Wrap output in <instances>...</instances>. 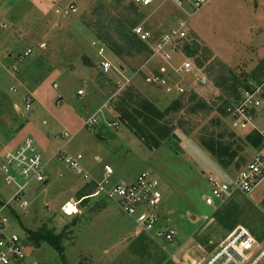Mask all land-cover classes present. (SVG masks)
<instances>
[{"label":"rangeland","instance_id":"obj_1","mask_svg":"<svg viewBox=\"0 0 264 264\" xmlns=\"http://www.w3.org/2000/svg\"><path fill=\"white\" fill-rule=\"evenodd\" d=\"M73 3L76 12L70 9ZM131 3L0 0V201H9L17 191L14 183L7 184L1 169L6 151L31 137L48 162L49 181H32L26 189L29 205L21 209L12 203L18 216L3 213L10 219L6 231L17 232L24 241L27 257L21 264H178L185 258L210 255L230 233V224L264 240V182L249 195L235 192L218 209L205 202L211 194L207 175L232 182L257 150L239 141L240 167L233 163L224 168L202 144V137L212 135L234 140L229 135L231 120L219 107L226 104L227 108L249 81L264 77V0H211L200 9L190 19L182 42L192 46L193 56L183 49L172 61L180 64L186 56L194 70L179 74L168 67L173 91L147 80L158 65L166 63L160 59L147 63L146 49L124 55L134 68L129 73L105 45L106 56L116 68L102 73L98 49L103 38L122 43L117 32L120 19L138 18L137 24H143L156 40L180 18L173 4L156 12L138 7L139 17L131 11ZM28 49L31 52L25 55ZM86 55L99 66L89 64ZM178 85L185 89L187 101L181 111L167 116L175 121L177 136L151 150L122 123L111 104L120 87L134 86L165 110L182 95ZM191 93L204 107H194ZM29 97L33 101L27 109ZM91 117L97 120L88 128ZM236 134L242 137L243 132ZM62 149L82 155L90 178L55 155ZM108 166L114 170L109 176ZM143 172L160 181L162 223L177 232L171 242L151 239V255L144 258L133 252L137 236L133 221L114 202L102 196H90L83 203L78 199V192L93 180L107 177L110 186L132 183ZM72 199L80 201L77 211L66 215L62 208ZM227 203L234 214L223 218L219 209ZM45 225L64 234V256L47 242L37 244L30 237V231Z\"/></svg>","mask_w":264,"mask_h":264},{"label":"built area","instance_id":"obj_2","mask_svg":"<svg viewBox=\"0 0 264 264\" xmlns=\"http://www.w3.org/2000/svg\"><path fill=\"white\" fill-rule=\"evenodd\" d=\"M132 1L141 8H150L155 12L166 4H173L178 9L180 16L178 22L168 27L156 40L143 24H137L133 28L134 33L151 48L147 63L154 59H160L166 63V65H158V72L150 73L147 80L171 90L168 67L179 74H190L194 70L193 63L186 56L180 64L176 65L172 61L175 54L183 53L184 44L182 45V42L187 37L190 19L211 0ZM70 9L77 11L74 3L70 5ZM30 52L31 49H28L25 55ZM107 53V47L103 44L98 54L102 57L100 68L104 73H109L116 68L112 60L106 56ZM247 85L228 108L231 128L236 131L255 133L259 137L260 147L256 149L257 152L251 160L238 171L234 181L228 182L213 175H207L211 194L206 197L205 202L217 209L226 203L235 192L239 191L249 195L264 182V125L259 124L264 123V78L249 81ZM122 89L123 87L119 88V90ZM177 90L179 93L185 91L180 85ZM78 93L84 94V90H79ZM25 100L26 107L29 109L33 98L29 97ZM96 120V117L89 118L86 121V127L92 128ZM55 155L78 174H84L85 177L90 178L81 163L83 158L81 154L72 155L62 149ZM47 166L48 162L45 161L35 140L31 137L26 138L19 148L6 151L2 158L1 169L5 180L7 184L14 183L17 191L9 201L0 205V264H21L27 257L22 237L17 232L6 231L5 226L10 219L3 213L7 211L18 216L17 208L13 207L12 203L17 204L21 209L29 205L24 198L26 189L32 181L38 183L49 181ZM105 172L109 176L114 173V170L108 166ZM93 181L98 186L94 195L104 193L109 200L114 202L133 221L137 236L146 234L155 242H161L160 238L169 242L175 239L177 233L175 228L170 225L166 226L168 223H162L163 193L160 189V181L151 172H143L132 183L122 181L113 186L108 184L107 177L102 181ZM79 202L74 199L67 202L62 208L63 212L66 215H73L77 211ZM70 203L75 207H70ZM178 264H264V240L257 239L247 228L239 225L207 257L185 258Z\"/></svg>","mask_w":264,"mask_h":264},{"label":"trees","instance_id":"obj_3","mask_svg":"<svg viewBox=\"0 0 264 264\" xmlns=\"http://www.w3.org/2000/svg\"><path fill=\"white\" fill-rule=\"evenodd\" d=\"M131 2V11L134 15H138L139 17H141V13L138 12L139 6L136 5L132 0ZM138 22V18L132 20L129 18L119 20L117 25V32L122 43H120L119 41H113L111 37L110 39L103 38V41H101L103 44L108 45L110 51H112L117 57L120 62L121 68L128 69V72L130 71L129 73H132L134 71V68H131L129 65H127L128 63L124 59L125 54L129 55L132 52L134 54L137 51L146 49V51L149 52L148 56L151 55V48L147 43L143 42L133 31V28L137 25ZM183 49L187 52L188 56H193L192 46L188 42L184 43ZM157 70L158 69L156 67L154 71L158 72ZM102 73L105 74L103 71ZM148 77L149 75L147 76V78ZM236 82H238V80ZM235 86L237 87V83L234 85V87ZM247 86L248 85L246 84L245 87ZM232 90L234 92V89ZM169 91L173 90L171 89ZM235 94L236 97H234L233 101L228 105L227 108L225 106L226 104L219 107L223 115L229 117L228 108L239 95L238 93ZM180 95L181 96L176 98L165 110H162L151 99L144 96L134 86H127L125 89L121 90L118 93L111 106L113 107V110L116 112L118 118L122 121V123L127 128H129L133 132V134L137 136L149 149L153 150L160 147L163 142L170 136H177L175 133V128L177 125L175 121L167 120V116L176 114L184 108L185 102L187 101L186 94L180 93ZM189 98L190 102L192 100H196V96L193 93H191V97ZM194 107L202 108L204 107V102L199 100L195 101ZM169 123H171V125ZM236 132L238 131L232 129L229 135L230 137L234 138V140L228 141L227 139L224 140L225 137L223 134H220L218 137L215 135L202 137L203 146L217 158L218 162L224 168H228L233 163H235L236 166L240 167V153L243 147L239 141L245 142L246 144L255 148V150L259 149L260 147L259 137L255 133L243 132V135H241L242 137H238ZM97 190L98 186L95 181H93V183L91 184L88 183L83 187V189L78 192V199L83 203L86 202L90 198V196H102V198L104 197L108 201H111L104 193L94 195ZM3 203L4 201H0V205H2ZM219 210V213L223 216V218L228 215L232 216L234 214L230 209L228 203ZM234 226L235 225L232 224L227 226V228L230 230L229 232H231L235 228ZM30 237L35 240L37 244L47 242L59 253V255H65V246L63 245L65 237L64 234H58L53 229H50L45 225L38 231H30ZM151 242L153 241L146 234H140L136 236L132 244L133 252L142 258H144L145 256H150Z\"/></svg>","mask_w":264,"mask_h":264},{"label":"crops","instance_id":"obj_4","mask_svg":"<svg viewBox=\"0 0 264 264\" xmlns=\"http://www.w3.org/2000/svg\"><path fill=\"white\" fill-rule=\"evenodd\" d=\"M43 44H44V43H43ZM43 44H42V45H43ZM100 46H101V45H100ZM98 50H99V49H98ZM86 56H87V55H86ZM87 58H89V59H87V61L89 62V64H91V65H95L96 67L99 66V62L96 64L95 62L92 61V59H91L89 56H87ZM88 67L90 68V66H88Z\"/></svg>","mask_w":264,"mask_h":264}]
</instances>
